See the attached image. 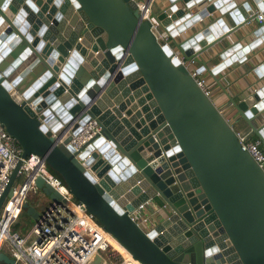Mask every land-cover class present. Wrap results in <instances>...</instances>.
I'll return each mask as SVG.
<instances>
[{
	"label": "water",
	"instance_id": "water-1",
	"mask_svg": "<svg viewBox=\"0 0 264 264\" xmlns=\"http://www.w3.org/2000/svg\"><path fill=\"white\" fill-rule=\"evenodd\" d=\"M167 1L150 13L152 27L135 0H0V123L21 157H42L140 264H264V166L177 60L199 63V53L253 17L250 3L264 13V0ZM263 32L264 24L244 46L224 48L222 65L245 60ZM258 95L235 107L264 148V125H251L264 113ZM88 119L98 130L73 150L67 144ZM33 183L41 197L22 207L36 221L61 197L39 177ZM141 205L158 218L149 229L130 217ZM0 264L13 260L0 252Z\"/></svg>",
	"mask_w": 264,
	"mask_h": 264
},
{
	"label": "built area",
	"instance_id": "built-area-1",
	"mask_svg": "<svg viewBox=\"0 0 264 264\" xmlns=\"http://www.w3.org/2000/svg\"><path fill=\"white\" fill-rule=\"evenodd\" d=\"M151 1L153 0H135L136 10L140 18L156 27L150 16ZM254 18L262 22L264 13L259 12ZM177 60L187 68L189 76L203 95L210 99L212 91L204 70L189 67L192 61H186L180 56H177ZM97 130L95 120L88 119L67 145L77 150ZM234 134L241 149L263 168L264 150L259 140L251 139L240 131H234ZM21 153V147L0 123V195L16 162L20 161L9 186L10 195H5L0 207V249L3 244L9 247V257L13 264H90L96 254L102 260L95 264H140L110 237L81 203L73 199L63 181L48 170L42 157L34 153L21 157ZM36 177L56 191L61 199L59 202L48 200L36 221L21 233L19 228L14 227L19 220L16 223L14 221L21 215L22 203ZM133 212L130 217L135 221Z\"/></svg>",
	"mask_w": 264,
	"mask_h": 264
},
{
	"label": "crops",
	"instance_id": "crops-1",
	"mask_svg": "<svg viewBox=\"0 0 264 264\" xmlns=\"http://www.w3.org/2000/svg\"><path fill=\"white\" fill-rule=\"evenodd\" d=\"M207 3L208 2L201 1L197 4V8L202 9ZM177 4L179 3L177 2ZM167 5V0H153L149 4L150 12L156 13ZM250 5L253 17L230 34H227L223 39L199 53L196 56L199 63L192 62L189 67L202 66L205 68L204 75L212 91L210 100L231 128L234 131H240L246 134L251 139H257L246 121L240 116L235 104L243 97L257 92L260 93V95H258L260 98L258 103L262 102L261 110L264 109V71L260 69V67L264 69V40L261 41L257 48L250 50L245 55L246 58L242 62L235 61L230 64L222 65V59L218 56L224 48L235 41L239 42L241 47L244 46L255 38L253 32H256L260 26L264 24V21L258 22L254 18V15L261 11L257 10L252 3H250ZM215 15L217 14H211V21H213ZM205 23L206 20H202L201 22L191 24V26L184 28L180 33L175 35V40L181 41L199 30ZM224 23L228 27L233 25V22L227 17L224 19ZM182 24V22H178L174 25V28L178 29V27H182ZM251 125L255 129L262 127L264 125V113L255 115L251 120ZM261 148L264 150L262 146ZM41 205L42 203H37L35 207L39 209ZM132 216L137 223L146 229H149L153 223L158 221L156 214L154 215L152 213L150 206L143 205L137 211L133 212Z\"/></svg>",
	"mask_w": 264,
	"mask_h": 264
},
{
	"label": "rangeland",
	"instance_id": "rangeland-1",
	"mask_svg": "<svg viewBox=\"0 0 264 264\" xmlns=\"http://www.w3.org/2000/svg\"><path fill=\"white\" fill-rule=\"evenodd\" d=\"M38 197H41V193H40L39 189H37V187L34 184H32L30 186V188H29V190H28V192H27L26 197H25L24 200L31 202L32 200H34V199H36ZM32 223H33V220H31L28 215L21 214L19 216V223L15 227L16 228H19L20 232L23 233L28 228H30V226L32 225ZM0 250H1V253H3L4 255H6V256L9 257V255H10V249H9L8 246H6L5 244H3L1 246V249Z\"/></svg>",
	"mask_w": 264,
	"mask_h": 264
},
{
	"label": "trees",
	"instance_id": "trees-1",
	"mask_svg": "<svg viewBox=\"0 0 264 264\" xmlns=\"http://www.w3.org/2000/svg\"><path fill=\"white\" fill-rule=\"evenodd\" d=\"M49 170V169H48ZM50 171V170H49ZM51 172V171H50ZM52 174H54L53 172H51ZM55 175V174H54ZM21 214H25L26 215V213L24 212V208L22 207V210H21ZM17 225V224H16ZM16 225H14V227L16 226Z\"/></svg>",
	"mask_w": 264,
	"mask_h": 264
},
{
	"label": "clouds",
	"instance_id": "clouds-1",
	"mask_svg": "<svg viewBox=\"0 0 264 264\" xmlns=\"http://www.w3.org/2000/svg\"><path fill=\"white\" fill-rule=\"evenodd\" d=\"M261 146V145H260Z\"/></svg>",
	"mask_w": 264,
	"mask_h": 264
}]
</instances>
